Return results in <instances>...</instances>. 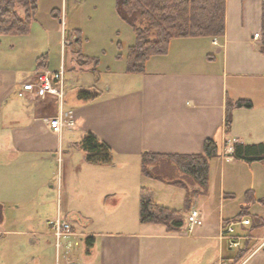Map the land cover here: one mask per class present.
<instances>
[{
	"label": "crops",
	"instance_id": "1",
	"mask_svg": "<svg viewBox=\"0 0 264 264\" xmlns=\"http://www.w3.org/2000/svg\"><path fill=\"white\" fill-rule=\"evenodd\" d=\"M58 28L53 18L48 21L36 18L29 34L0 35V203L5 207L3 221L9 209L16 221L39 222L44 206L42 189L46 184L53 187L49 163L59 162L61 150L62 155L66 152L76 157L73 168L64 174L65 177L67 174L74 176L77 197L74 196L76 199L64 215L93 225L79 231L73 226L70 239L76 237L77 244L72 248L71 241L70 247L63 246V264L70 261L77 264H217L221 258L236 255L238 248L231 249L220 234L222 221L237 218L239 213L224 214L226 194L231 197L232 193H224L222 182L220 202L223 203L215 221L211 217L214 210L204 203L197 207L203 222L191 234H186L183 227L167 231L163 224L139 221L142 190L146 189L156 202L159 200L152 189V181H146L147 176L130 165L134 160L138 166L141 154L146 151L199 153L203 151L205 140L213 138L220 152L211 159L210 169L212 160L219 158L221 163L230 164L229 168L249 172L246 187L253 188L256 194L257 173L262 174L263 163L238 160L232 156V150L236 141L264 142L262 0H226V28L222 36L173 38L168 52L152 56L144 72H126L124 66L113 84L106 85L101 84V78L98 81L92 78L89 83L72 78L76 82L69 84L65 99L75 85H95L102 93L92 101H82L77 96L65 101L63 110L68 116L61 133L55 132L49 124L50 117L58 110L51 100L48 101L51 104L44 103L45 98L33 92L19 94L22 81L33 77L37 71H53L64 64L63 51L73 31L63 35ZM256 32L261 34L255 37ZM45 53L47 60L40 68L37 62ZM228 98L250 99L253 105L233 109L232 125L227 132ZM85 131H92L108 142L121 165L110 169L88 163L83 166L84 157L75 142ZM65 132L77 135L68 141V149L63 147ZM64 160L62 157V164ZM133 172L135 175H131ZM63 180L62 173V185ZM165 184V192L172 190L170 187H178ZM178 188L184 200L185 189ZM200 196L195 198L192 207H196ZM59 212L62 213L61 206L56 213ZM46 219L52 230V218ZM95 222L101 224L94 226ZM27 232L34 235L33 242L39 240L34 225L31 224ZM248 233H241L246 236L244 244L256 237L264 240V233L255 237ZM0 235H5L1 227ZM88 235L94 236V243L89 250L85 243L81 250L78 243L85 242ZM262 241L249 248L247 258L240 264H264ZM83 252L87 253L85 262L81 261ZM33 263L42 264L41 255L28 253L24 256L22 264Z\"/></svg>",
	"mask_w": 264,
	"mask_h": 264
},
{
	"label": "trees",
	"instance_id": "2",
	"mask_svg": "<svg viewBox=\"0 0 264 264\" xmlns=\"http://www.w3.org/2000/svg\"><path fill=\"white\" fill-rule=\"evenodd\" d=\"M39 7V0H0V35L29 34ZM119 15L131 25L135 41L128 48L126 72H144L146 62L154 55L166 54L170 41L176 37L222 36L226 28V0H117ZM262 44L264 52V0H262ZM73 31L68 37V45L75 48L76 61L80 70H91L95 81L99 79L98 60L81 51V36ZM47 60L43 54L37 62L42 68ZM76 96L82 101L98 98L102 91L92 86L76 88ZM250 99L240 98L226 101L225 126L228 132L233 121V109L252 107ZM83 152L84 160L93 165H111L114 150L104 139L92 131H85L75 142ZM220 152L213 138H207L203 151L199 153H158L143 152L140 168L145 176L185 189L183 210L171 208L156 202L153 196L143 189L140 196L139 221L158 223L167 231H178L186 223L187 213L192 209L195 198L208 193L210 161ZM232 156L246 163L260 161L264 164V142L246 143L236 141ZM264 204V196L257 197L253 188L246 191L245 202L237 218L245 217L249 207L256 201ZM4 205L0 203V223L4 219ZM257 225L264 224V218L255 214ZM230 220L228 218L226 221ZM250 234V233H249ZM94 236L85 237L86 248L94 243ZM249 249L243 247L232 256L229 264H240L248 255Z\"/></svg>",
	"mask_w": 264,
	"mask_h": 264
},
{
	"label": "rangeland",
	"instance_id": "3",
	"mask_svg": "<svg viewBox=\"0 0 264 264\" xmlns=\"http://www.w3.org/2000/svg\"><path fill=\"white\" fill-rule=\"evenodd\" d=\"M57 13L59 14L56 15ZM36 18L42 21H48L53 18L63 35H68L70 31L74 30L80 32L81 51L85 55L95 57L98 60L96 66L99 72V78H101V84H113L112 81L118 74L122 73L120 69L126 66L128 48L135 41V33L131 25L119 15L117 11V0H39ZM61 42H64L63 38ZM74 50L75 48L72 45H67L65 51H63L67 91L69 84L76 82L73 81L74 78H78L80 80L79 82L83 83H89L92 78L95 80L94 74L91 70L74 68L79 66L76 61ZM113 72H115V74H113ZM77 86L79 85H75L71 88L64 102L66 101L67 103L69 99L76 97ZM50 100L54 103L53 106L55 108L56 106L58 107L57 113H59V103L57 102L56 97L49 95L42 101L47 103ZM48 104L51 103L48 102ZM66 109H68L67 106ZM73 135L77 136L75 132L64 133V148L68 149L67 143L68 141L73 140ZM79 151L84 157L83 152L80 149ZM63 154L62 157L65 158L63 164L61 161L60 163H56V161L52 160L49 163V169L47 167L50 183L53 184V187H50L49 185L47 186L46 184L42 189L44 206L42 207L39 222L30 223L16 221V218L11 215L13 212L9 209L8 212L6 211V218L0 223V227L5 232V235H0V264H22L24 256H27L28 253L33 255L36 254L38 256L41 255L42 264H63L64 249L62 246L57 249L55 245V235L53 234V230L50 229L47 221L48 219H46L47 217L55 218L57 216L56 212L59 210L60 206L64 215L65 210L71 208L70 204L73 203L77 197L75 191L77 183L74 176L72 174H67L65 177L64 174L67 169L73 168V162L76 157L74 154L66 155V152ZM115 155L116 153L114 152L113 163L111 165L103 166L104 169H110L111 167L115 168L121 165L117 162L118 159ZM78 157H80V155H78ZM64 164L65 167L63 166ZM82 164L83 166L88 165L85 160ZM229 165H227V162L226 164L221 163L219 158H214L212 160L208 193L201 195V198H199V201L195 204L196 208H200L204 203L211 207L214 210V213H211L213 221L219 216L221 203H223L220 202L222 183L224 193H232L231 197L229 196L230 194H226L225 199L227 201L224 203L225 215L232 216L237 211H240L241 206L246 199V191L248 190L246 182L249 177V172H244L242 169L229 168ZM262 165L264 169V164ZM130 166L132 168H139L141 171L140 161L138 166H136V161L133 160ZM260 171L262 172L261 175L257 173V177L259 178L256 183L257 197L264 196V170L262 171L260 168ZM62 173L64 175L63 185ZM131 175H135L134 172ZM146 179V181H152V189L158 196L159 204L163 202L162 205L166 204L165 206L171 208L174 207L180 210L184 209L185 198L183 200V197H180L179 191L181 189L178 187H170L172 190L165 192L167 187L165 183L149 178L148 176ZM248 211L249 213L245 216L251 220V223L246 226L237 224L235 228L239 234L249 232L251 236H260L264 233V224L256 226L257 221L255 219V214L262 215L264 218V204L257 200L251 204ZM54 213H56V215ZM64 217L67 218L72 224V227L74 226L78 231L88 228V225L89 227L93 226L79 221L76 217H74L75 219L70 216L66 217V215H64ZM31 224L36 227L38 232L35 234L39 238L36 242L32 241L34 235L27 232V230H31ZM93 224L95 226L96 224L100 225L101 223L95 222ZM72 231L74 232L73 228ZM75 239L71 238L73 243L72 248L77 244L75 243ZM78 240L80 239L78 238ZM261 241L258 237L247 240L245 243V245H247L246 248L249 249L254 243L259 244ZM78 244L80 245L81 250L85 247L84 240H80ZM231 249H234V251L236 250L235 247ZM85 255L87 256V253L83 252L81 259L83 262H85ZM247 256L245 258H247ZM231 259L232 258H225L227 264L231 262Z\"/></svg>",
	"mask_w": 264,
	"mask_h": 264
},
{
	"label": "built area",
	"instance_id": "4",
	"mask_svg": "<svg viewBox=\"0 0 264 264\" xmlns=\"http://www.w3.org/2000/svg\"><path fill=\"white\" fill-rule=\"evenodd\" d=\"M260 35L259 32L255 33V37ZM217 43V39H214ZM66 70L65 66L62 64L56 70H41L37 71L33 77L27 78L21 82V89L19 90L20 95H24L26 92H33L40 98H47L49 95L54 96L59 103V113L54 114L49 119V124L51 128L58 133L62 132L63 127L66 125L65 119L68 116L67 112L63 111V104L65 100V95L67 93V83L65 81ZM59 162L62 161V151H59ZM203 222L201 212L197 208H192L186 217V223L183 226V231L186 234H191L198 225ZM249 218H235L228 221L222 222L221 237L226 239L231 248H238L241 246L242 240L246 238L245 235H241L236 232L237 224H249ZM51 228L55 235L56 247L59 249L64 245L70 247L71 245V235L72 224L70 221L64 217L62 213H58L55 218L51 219ZM66 239V240H65ZM65 240V241H64ZM264 245V241L261 243L260 247ZM69 264H77L76 262H69ZM217 264H225L224 261H219Z\"/></svg>",
	"mask_w": 264,
	"mask_h": 264
}]
</instances>
